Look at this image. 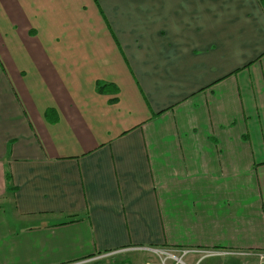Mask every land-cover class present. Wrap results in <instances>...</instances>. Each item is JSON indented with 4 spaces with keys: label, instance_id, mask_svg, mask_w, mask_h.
Segmentation results:
<instances>
[{
    "label": "crops",
    "instance_id": "obj_1",
    "mask_svg": "<svg viewBox=\"0 0 264 264\" xmlns=\"http://www.w3.org/2000/svg\"><path fill=\"white\" fill-rule=\"evenodd\" d=\"M160 249L264 253V0H0V264Z\"/></svg>",
    "mask_w": 264,
    "mask_h": 264
},
{
    "label": "rangeland",
    "instance_id": "obj_2",
    "mask_svg": "<svg viewBox=\"0 0 264 264\" xmlns=\"http://www.w3.org/2000/svg\"><path fill=\"white\" fill-rule=\"evenodd\" d=\"M164 253H170L174 257H180L181 252L170 251L167 249L158 250V254H116L105 256L103 258H98L97 261H90V263L83 261L79 264H174L177 262L175 259L170 258ZM258 253L264 255L262 252L250 253V255H239V254H231L220 257H209L207 259H214L215 264H264V257L260 258ZM183 264H189L188 261L185 260V257L182 256ZM206 260H204L201 264H204ZM179 263V262H178ZM182 264V263H179Z\"/></svg>",
    "mask_w": 264,
    "mask_h": 264
},
{
    "label": "built area",
    "instance_id": "obj_3",
    "mask_svg": "<svg viewBox=\"0 0 264 264\" xmlns=\"http://www.w3.org/2000/svg\"><path fill=\"white\" fill-rule=\"evenodd\" d=\"M180 252H181V256L178 257V258H177V257H174V256H173L172 254H170V253H164V254H166V255L169 256L170 258L175 259V260L177 261V263L179 262V263H182V264H183L181 258H182L183 255H185V254L188 252V249H183V250H181ZM209 254H213V253H209ZM214 254H217V255H224V254H226V255H231L230 252H217V253H214ZM234 254H239V255H250V252H246V253L242 252V253H234ZM258 256H259L260 258L264 257V255H261L260 253H258Z\"/></svg>",
    "mask_w": 264,
    "mask_h": 264
},
{
    "label": "trees",
    "instance_id": "obj_4",
    "mask_svg": "<svg viewBox=\"0 0 264 264\" xmlns=\"http://www.w3.org/2000/svg\"><path fill=\"white\" fill-rule=\"evenodd\" d=\"M105 86H104V84H100V85H98V89H102V88H104ZM6 182L8 183V185H9V176H7L6 175ZM8 189H10L9 187H8Z\"/></svg>",
    "mask_w": 264,
    "mask_h": 264
}]
</instances>
